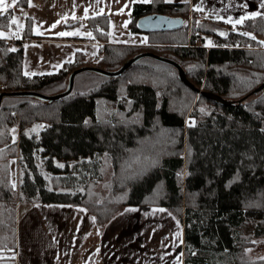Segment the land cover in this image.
I'll return each instance as SVG.
<instances>
[{
    "label": "trees",
    "instance_id": "obj_1",
    "mask_svg": "<svg viewBox=\"0 0 264 264\" xmlns=\"http://www.w3.org/2000/svg\"><path fill=\"white\" fill-rule=\"evenodd\" d=\"M26 5L27 0L14 4ZM13 9L0 12V31L15 27ZM148 13L180 16L184 23L144 32L143 45L113 44L108 16H88L92 39L100 42L94 56L75 51L56 72L33 75L22 70L23 41L35 36L27 16L13 47L0 36V92L44 93L68 83L78 67L112 71L143 51L175 60L195 87L231 100L264 80V45L253 36L201 17L187 2L165 0L134 2L128 28L142 32L136 20ZM235 27L264 37V16ZM200 34L210 35L209 47L196 44ZM84 72L94 75L89 88H75L77 74L72 91L55 100L2 98L0 252L16 251V201L79 206L98 228L126 206H162L183 224L184 264H264V256L245 257V250L264 238V89L224 105L186 86L173 65L149 56L115 76ZM175 101L184 103L183 112ZM12 157L17 189L10 178ZM108 170L106 192H96Z\"/></svg>",
    "mask_w": 264,
    "mask_h": 264
},
{
    "label": "crops",
    "instance_id": "obj_2",
    "mask_svg": "<svg viewBox=\"0 0 264 264\" xmlns=\"http://www.w3.org/2000/svg\"><path fill=\"white\" fill-rule=\"evenodd\" d=\"M9 1L0 7L6 8ZM134 2L143 0H27L26 7H22L25 16L18 25V38L27 16L32 20L35 36L23 41L24 74L53 73L64 62L72 61L75 51L89 54L97 50L100 42L92 39L85 20L91 15L108 16V42L143 44L144 32H134V41H120L118 34L110 33L111 21H119L121 11L130 14ZM171 2H187L204 17L228 22L233 27L239 24L236 21L256 16L254 13L264 16V0ZM73 20L80 22L72 24ZM84 23L91 35L89 39H80L79 34L85 30L71 32L73 28H86ZM14 255L13 264H184V229L182 222L162 206H126L98 228L79 206L19 203ZM257 258L260 257L252 259ZM0 264L7 263L1 260Z\"/></svg>",
    "mask_w": 264,
    "mask_h": 264
},
{
    "label": "rangeland",
    "instance_id": "obj_3",
    "mask_svg": "<svg viewBox=\"0 0 264 264\" xmlns=\"http://www.w3.org/2000/svg\"><path fill=\"white\" fill-rule=\"evenodd\" d=\"M8 7H15L14 4H13V0L9 1L6 8ZM5 8V9H6ZM16 8V7H15ZM25 10L24 8L22 7H18L15 9V13L13 15H11V18L12 20L15 19L16 23L15 24V27L13 28H10L9 30H6V31H0V33H3V35H0L2 37L5 38V41L6 43L13 47V44L14 42L16 41V39L18 38V35H20L21 33V29H18L19 26L21 23H22V20H23V17L25 16L24 14ZM201 17H204L202 14H200ZM130 19V14L127 12V11H121L118 13V18L120 19L119 21L117 20H112L111 21V26H110V33L111 35H113L114 33L115 34H118L117 36L114 34L113 36H116V38L120 41H134V39H136V34L134 32H132L128 27H127V19ZM128 19V20H129ZM191 24V18L189 17V20H188V25L190 26ZM83 26H85L87 28H73L71 30L72 33H74L75 31H78V32H81L83 31L80 35V39H89L90 38V33H88L89 29L88 27L86 26V23L83 24ZM23 28V27H22ZM189 28V27H188ZM233 30H241L243 33H249L251 36H253L254 38H256L259 42H262L264 41V37L263 36H260V35H257V34H252L250 32H246L240 28H236L235 26L232 27ZM219 32L223 33L224 31L221 30V29H218ZM188 32H190V29H188ZM12 34L11 36L9 34ZM146 34V33H145ZM112 39V38H111ZM199 40V41H198ZM147 41V35H146V40L143 44H145ZM211 37L210 35L208 34H200L197 38V45H204V46H207L209 47L211 45ZM132 44H140V43H132ZM142 44V45H143ZM264 45V43H263ZM264 48V46H262ZM96 52V49L92 50L89 52L88 57H93L94 56V53ZM74 57V56H73ZM22 70H23V67H22ZM94 82V75L92 72H81L77 75V78L75 80V88L80 91V90H84V89H87L91 86V84ZM66 83H67V80L64 84H58L57 86H54V87H51V88H46L44 90V94H47V95H51V94H55L57 92H60V91H63L64 90V87L66 88ZM177 103V105L179 107H176L178 108L180 111L183 112L184 110V103H180L178 101H175ZM180 103V105H179ZM192 118H190L188 116V114L186 113L185 115V122L187 124H190L192 123ZM40 126H43L44 124L41 122L39 124ZM11 132H12V135H13V138L14 139H17L18 137V127L17 126H14L12 127L11 129ZM109 176H110V172L109 170L105 173L104 175V178L94 187V190L96 192H100L101 194L105 193L106 192V189L103 187V182L104 181H107L109 179ZM10 178H11V183L13 185V187L15 189H17V186H18V166H17V158L16 157H12L10 159ZM16 206L18 207L19 206V202L16 201ZM15 255L13 254V252L11 251H2L0 252V261L2 260L3 262H6L7 264H13V259L12 257H14ZM264 256V238H258L255 240L254 244L251 246V247H248L246 250H245V257L249 258V259H252V258H255V257H262ZM3 258H10L9 260H5Z\"/></svg>",
    "mask_w": 264,
    "mask_h": 264
},
{
    "label": "water",
    "instance_id": "obj_4",
    "mask_svg": "<svg viewBox=\"0 0 264 264\" xmlns=\"http://www.w3.org/2000/svg\"><path fill=\"white\" fill-rule=\"evenodd\" d=\"M183 23H184V19L183 17H180V16H170L168 14H162V13H148V14L142 15L139 18H137L136 27L142 32H151V31H160V30H174V29L180 28L183 25ZM145 56L153 57V58H156L158 60H161V61H164V62H167L173 65L177 69L179 79L186 86L224 105L232 104L234 103V101L240 102L243 99L253 94H256L257 92L264 89V80H263L260 84L254 87L250 92H248L246 95L242 96L241 98L237 100L227 99L219 94H216L210 91H201L200 88L195 87L187 79L184 69L178 62L170 58L155 54L153 52L143 51V52L137 53L136 55L132 56L126 62H124L118 69L112 70V71L105 70V69H102L96 66L78 67L69 74L68 83H67L65 90L57 92L55 94L47 95L42 92H37L33 90L1 91L0 92V106H1L2 98L4 96H34V97H38V98L45 99V100H55L57 98H61L69 94L72 91L73 85H74V79L77 74L84 72V71H94V72L101 73L107 76H115L123 72L135 61Z\"/></svg>",
    "mask_w": 264,
    "mask_h": 264
},
{
    "label": "snow or ice",
    "instance_id": "obj_5",
    "mask_svg": "<svg viewBox=\"0 0 264 264\" xmlns=\"http://www.w3.org/2000/svg\"><path fill=\"white\" fill-rule=\"evenodd\" d=\"M15 2H16V0H13V4H15ZM143 2H145V3H147V2H149V0H143ZM168 2H171V0H168ZM4 3H5V0H0V6H3L4 5ZM2 11H6V9L5 8H3V7H0V12H2ZM253 15H257L256 13H254ZM13 23H16V21H15V19H13V21H12ZM229 22H231V21H229ZM241 21H236V23H240ZM69 33H59V35H68ZM0 35H3L2 33H0ZM222 35H223V33H222ZM244 35H250L249 33H244ZM253 39H254V37H253ZM261 43H264V41H262ZM61 167H63V165H60ZM262 259H264V258H262Z\"/></svg>",
    "mask_w": 264,
    "mask_h": 264
},
{
    "label": "built area",
    "instance_id": "obj_6",
    "mask_svg": "<svg viewBox=\"0 0 264 264\" xmlns=\"http://www.w3.org/2000/svg\"><path fill=\"white\" fill-rule=\"evenodd\" d=\"M199 41V40H198Z\"/></svg>",
    "mask_w": 264,
    "mask_h": 264
}]
</instances>
